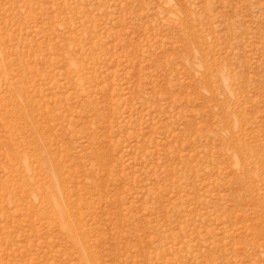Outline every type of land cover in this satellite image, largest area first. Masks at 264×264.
I'll return each mask as SVG.
<instances>
[{
    "label": "rangeland",
    "instance_id": "374dc122",
    "mask_svg": "<svg viewBox=\"0 0 264 264\" xmlns=\"http://www.w3.org/2000/svg\"><path fill=\"white\" fill-rule=\"evenodd\" d=\"M0 264H264V0H0Z\"/></svg>",
    "mask_w": 264,
    "mask_h": 264
}]
</instances>
